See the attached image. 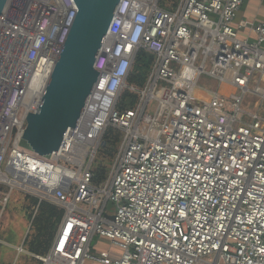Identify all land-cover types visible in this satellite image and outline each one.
Wrapping results in <instances>:
<instances>
[{"label":"built area","instance_id":"obj_1","mask_svg":"<svg viewBox=\"0 0 264 264\" xmlns=\"http://www.w3.org/2000/svg\"><path fill=\"white\" fill-rule=\"evenodd\" d=\"M161 1L120 0L97 83L49 159L19 143L76 7L10 0L4 10L0 186L64 212L50 251L33 255L40 264H264V13L240 18L249 0ZM139 52L152 57L141 88L126 83ZM125 91L136 100L120 109ZM110 128L121 137L96 185Z\"/></svg>","mask_w":264,"mask_h":264},{"label":"water","instance_id":"obj_2","mask_svg":"<svg viewBox=\"0 0 264 264\" xmlns=\"http://www.w3.org/2000/svg\"><path fill=\"white\" fill-rule=\"evenodd\" d=\"M10 0H0V19ZM76 16L37 110L28 113L19 146L49 159L74 129L98 74L93 64L120 0H73ZM104 146V142L102 143ZM54 194V193H53Z\"/></svg>","mask_w":264,"mask_h":264},{"label":"trees","instance_id":"obj_3","mask_svg":"<svg viewBox=\"0 0 264 264\" xmlns=\"http://www.w3.org/2000/svg\"><path fill=\"white\" fill-rule=\"evenodd\" d=\"M170 0H162L161 7L169 9ZM176 1V0H171ZM152 57L144 52L137 54L132 70L126 80L129 86L141 88L148 75ZM136 100V96L129 94L127 91L121 97L118 107L120 109L131 108ZM121 137V133L115 129H108L104 135V146L98 151L96 157L97 165L93 171V183L100 184L106 177L107 167L117 149ZM95 160V161H96ZM31 206L36 208L35 214L28 216L32 219L31 229L32 235L27 242V250L34 256H44L51 248L52 241L56 234L58 225L63 217V210L49 202H38L37 199L30 200ZM29 212V211H28Z\"/></svg>","mask_w":264,"mask_h":264},{"label":"rangeland","instance_id":"obj_4","mask_svg":"<svg viewBox=\"0 0 264 264\" xmlns=\"http://www.w3.org/2000/svg\"><path fill=\"white\" fill-rule=\"evenodd\" d=\"M260 6H257V9ZM259 14L262 16L264 13V6L259 10ZM200 84H203V86H208L211 87L214 85V82L210 81V80H201ZM230 93H236L235 90H229L227 92V94ZM252 97L250 95H246L245 96V100L248 101V103L250 104ZM156 108V104L155 102H152L149 106H148V112L149 114H153ZM242 109L248 110V106L246 104H244L242 106ZM98 155V153H97ZM96 155V157H97ZM95 157V160H96ZM93 163V171L97 165V160ZM111 165H112V160L106 164L107 167V173L110 171L111 169ZM4 189L1 190L2 196H1V201L3 204V207L0 206V240L4 241V239H11L13 238L12 236V232L9 229L11 225L15 224V228H17L18 225V231L19 235H20V239L21 237V233H23V230L25 231V229H27V225L29 223V217L26 215H24V212H22L23 207L28 206L30 203L31 199H37L34 196L31 195H27L24 193H19V192H15L13 191L12 196L10 198V200L8 201V204L6 203L4 205V200L7 196V193L9 192V189L6 187H3ZM4 193V194H3ZM38 200V199H37ZM36 208L35 207H31V210L29 212L30 216H33V214L35 213ZM28 212V213H29ZM23 218H22V217ZM16 232V234L18 235V233ZM32 234V232L30 231V233L28 234V236H30ZM16 237V236H15ZM26 250V249H25ZM7 254L3 255L0 254V264H39L35 258L31 257L28 253L27 255H20L18 256V254L16 253V251L13 250H7ZM0 253H4L2 250V247L0 245ZM116 254V253H115ZM3 255V256H2ZM2 256V257H1Z\"/></svg>","mask_w":264,"mask_h":264},{"label":"crops","instance_id":"obj_5","mask_svg":"<svg viewBox=\"0 0 264 264\" xmlns=\"http://www.w3.org/2000/svg\"><path fill=\"white\" fill-rule=\"evenodd\" d=\"M257 6H260L258 2L256 1H253V0H249L245 3V6L241 9V12H240V15L239 17L240 18H248L250 20L252 19H256V20H261L262 19V16L259 14L257 17H256V13H260L258 12L262 7L260 6L258 9H257ZM3 187H6V186H0V206L3 207V204H2V201H1V196H2V193H1V190H3L4 188ZM8 188V187H6ZM9 189V188H8ZM13 191L15 192H19L17 190H10L9 189V192L7 193V196L6 198H8L7 200V204H8V201L10 200L11 196H12V193ZM21 193V192H19ZM4 194V193H3ZM31 204L29 203L28 206H25L23 207L22 209V212H24V215L26 216H29L31 212L28 213V211L31 210ZM35 214V213H34ZM33 214V216H34ZM32 216V218H33ZM22 217V216H21ZM23 218V217H22ZM29 220V223L27 225V229H25V231L23 230V233H21V236H24V237H21L20 239V235H19V232L18 231V225H17V228H15V224L14 225H11L10 226V230L12 232V236L13 238L11 239H4V241H1L0 240V245L2 247V250L4 253H0V254H3V255H6L7 254V250H13V251H16V253L18 254V256L20 255H27L29 252L27 250V242L30 240V236H28V234L30 233V231L32 232V229H31V224H32V219H28ZM20 230V229H19ZM16 232L18 233V235L16 234ZM16 236V237H15ZM53 242V241H52ZM52 246V245H51ZM26 249V250H25ZM51 249V248H50ZM50 251V250H49ZM48 251V252H49ZM28 252V253H27ZM2 255V256H3ZM31 257H33V255L30 253L29 254ZM1 256V257H2ZM34 258V257H33ZM39 263V262H38ZM40 264V263H39Z\"/></svg>","mask_w":264,"mask_h":264},{"label":"bare ground","instance_id":"obj_6","mask_svg":"<svg viewBox=\"0 0 264 264\" xmlns=\"http://www.w3.org/2000/svg\"><path fill=\"white\" fill-rule=\"evenodd\" d=\"M25 104H28L27 100L25 101Z\"/></svg>","mask_w":264,"mask_h":264}]
</instances>
